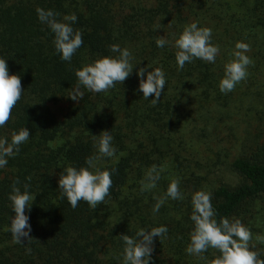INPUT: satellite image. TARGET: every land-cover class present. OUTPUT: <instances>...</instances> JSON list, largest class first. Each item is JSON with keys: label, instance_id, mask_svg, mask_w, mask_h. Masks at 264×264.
<instances>
[{"label": "trees", "instance_id": "trees-1", "mask_svg": "<svg viewBox=\"0 0 264 264\" xmlns=\"http://www.w3.org/2000/svg\"><path fill=\"white\" fill-rule=\"evenodd\" d=\"M37 8L59 13L60 21L77 16L72 27L82 31L84 42L70 62L56 51L54 33L39 20ZM193 22L212 30L220 52L214 64L194 59L179 70L175 40ZM157 37L169 43L159 48ZM241 41L251 46L247 55L254 65L246 80L223 94L224 65ZM114 44L132 53L128 79L107 93L81 86L83 98L71 100L75 72L117 57ZM0 58L24 90L0 137L10 142L14 131L30 132L0 168V264H123L120 235L135 237L141 228L159 226L167 227V238H154L150 264H210L217 250L209 248L205 259L185 251L194 227L191 197L201 190L211 193L218 222L237 218L251 230L250 250L264 259V243L256 240L264 236V0H0ZM141 67L162 68L166 75L155 106L154 96L145 99L139 91ZM241 123L248 128L237 135ZM105 130L117 151L96 167L112 173L110 195L95 209L85 201L73 209L59 190L60 174L69 166L87 167ZM152 165L163 168L160 179L141 192ZM211 165L226 166L241 182L205 185ZM174 178L184 199L169 198L153 214L154 197L164 196ZM17 180L21 191L30 184L35 197L25 213L33 239L23 244L14 243L9 231L15 216L9 195Z\"/></svg>", "mask_w": 264, "mask_h": 264}, {"label": "clouds", "instance_id": "clouds-1", "mask_svg": "<svg viewBox=\"0 0 264 264\" xmlns=\"http://www.w3.org/2000/svg\"><path fill=\"white\" fill-rule=\"evenodd\" d=\"M38 18L42 23L47 24L54 33V45L56 51L61 55L63 61L70 62L76 51L83 45L81 30H74L72 24L77 21L75 14L65 16L63 21L57 19L59 13L52 10L37 8ZM212 30L207 27H198V22L185 25L179 38L175 40V47L178 49L175 54L179 70H182L186 63L200 59L206 63L214 64L219 55V45L211 42ZM169 41L164 37H157L156 45L163 48ZM111 51L119 53L115 58L102 57L92 64L85 65L75 72L78 83L71 90L69 98L79 102L84 92L81 86L90 92L107 93L114 88L116 83L123 84L133 72L131 63L133 56L129 49H121L119 45H111ZM251 51L248 43L237 42L235 50L231 54L234 59L224 65V77L219 82V90L223 94L232 92L236 85L247 79L248 67L254 65L253 59L247 55ZM139 79V91L143 97L150 96L153 106L160 102V97L166 86V75L162 68H154L147 71L146 68H139L137 71ZM146 77V78H145ZM21 79L18 75H9L8 65L4 58H0V127H3L11 119L12 110L20 101L22 93ZM28 128H22L13 132L11 140L0 137V168L8 163V157L17 155L20 146L29 140ZM98 154L86 158L87 167L69 166L60 174L58 180L59 190L62 197H66L70 206L75 209L80 201H85L95 209L104 203L110 195L112 188V173L108 170L101 171L96 164L102 158H111L116 154L113 146L111 131H102L98 135ZM97 136H93L96 140ZM115 171V170H113ZM162 167L152 165L146 172L144 180L141 181V192L154 189L160 179ZM29 181L31 177L27 178ZM19 181H14L9 200L12 203V210L15 213L11 217L9 231L14 243L23 244L24 240H32V231L29 224V216L26 210L30 211L35 197L30 194V184L23 185V191L17 187ZM183 200L184 195L180 190L179 178H174L168 185L166 194L162 197H154L156 203L153 206V214L159 212L167 199ZM211 193L197 191L191 197L193 230L190 233V243L185 251L188 255L205 259L203 253L209 248L217 250L220 255L210 261V264H264V259L259 258L257 251L250 250L255 244L250 245L253 234L251 230L237 219L221 217L219 222L215 219L216 211L211 203ZM168 229L166 226L154 227L150 231L141 228L136 232L135 237L120 235L124 242L123 264H150L154 252V238H167ZM256 240L264 243V236L257 235ZM30 253L31 249H27Z\"/></svg>", "mask_w": 264, "mask_h": 264}, {"label": "rangeland", "instance_id": "rangeland-1", "mask_svg": "<svg viewBox=\"0 0 264 264\" xmlns=\"http://www.w3.org/2000/svg\"><path fill=\"white\" fill-rule=\"evenodd\" d=\"M255 125L256 120L252 119L250 120V124L251 125ZM253 125V126H254ZM245 128H248L247 125L245 123H241L239 128H238V132L237 135L240 132H243V130ZM237 131V130H236ZM208 175H207V180H205V185H213V184H217V183H222L225 184L229 187H235L236 185H238L241 181H240V177H238L236 174H234V172H232L230 169H228L226 166H215L212 167V165L208 168Z\"/></svg>", "mask_w": 264, "mask_h": 264}]
</instances>
